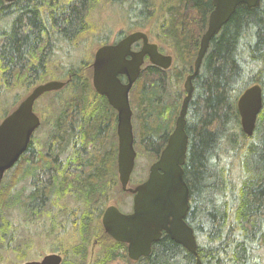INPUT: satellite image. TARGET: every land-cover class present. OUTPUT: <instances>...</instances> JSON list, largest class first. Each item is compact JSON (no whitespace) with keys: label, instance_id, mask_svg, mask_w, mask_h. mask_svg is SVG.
Returning <instances> with one entry per match:
<instances>
[{"label":"trees","instance_id":"obj_1","mask_svg":"<svg viewBox=\"0 0 264 264\" xmlns=\"http://www.w3.org/2000/svg\"><path fill=\"white\" fill-rule=\"evenodd\" d=\"M89 3L17 0L3 6L0 0L4 24L0 42V97L4 91L2 78L8 81L17 78L15 85L29 90L47 80V68L43 72L41 62L35 65V61L49 49L47 42L56 33L52 29L58 28L64 41L78 40L90 26ZM212 9V0H179L175 35L159 36L176 39L177 62L168 70L146 64L131 90L135 147L144 149L154 160L174 129L185 96L181 82L193 69ZM63 69L61 77L72 75L67 87L75 85L83 94L92 92L89 75H80L87 69L85 64H69ZM254 83L262 86L264 99V0L255 8L238 6L213 37L201 71L194 79L195 91L186 116L189 145L184 178L190 188L186 220L194 228L203 264H264V105L251 137L241 129L237 108L242 92ZM101 104L94 98L88 103L74 94L63 107L75 108V112L62 116L61 104L54 119L46 122L43 118L42 124H49L44 146L35 149V136L0 183V248L9 250L15 241L19 228L9 211L20 209L28 224L47 230L48 243L54 252L59 251L64 199L72 196L89 202L96 198V193L103 196L100 194L110 190L112 181L115 183L114 152L108 136L111 116ZM97 105L99 109L89 111V106ZM79 112L80 124L76 119ZM232 151L234 161L221 163V155ZM29 176L31 188L18 189L20 182ZM72 215L78 218L83 241L70 248L69 254L78 256L73 264H85L92 230L87 225L90 216L77 210ZM100 244L106 250L94 264H121V259L127 258V255L118 257L117 245L121 243L110 244L103 239ZM27 247V250L14 248L20 260H25L33 244ZM0 253V264L12 263L10 252L0 250ZM195 262L196 256L182 245L162 237L140 264Z\"/></svg>","mask_w":264,"mask_h":264},{"label":"water","instance_id":"obj_2","mask_svg":"<svg viewBox=\"0 0 264 264\" xmlns=\"http://www.w3.org/2000/svg\"><path fill=\"white\" fill-rule=\"evenodd\" d=\"M261 2L262 0H212L213 10L200 41L193 72L187 75L183 85L186 95L175 128L159 159L151 165L147 180L135 188L128 187L137 157L130 92L141 75L146 57L152 65L169 69L174 62V56L172 53H161L157 43L150 42L148 35L138 31L130 33L117 45H106L98 49L93 63L92 85L118 111L119 179L123 189L134 194L133 212L123 213L113 205L105 211L102 221L110 236L128 244L131 259L148 256L152 251V244L159 241L165 231L172 240L196 256L195 264H203L198 254L194 228L186 222L190 208V188L184 178L189 143L186 116L195 90L193 80L200 73L213 37L227 24L238 6L244 4L255 8ZM140 39H143L142 49L133 51V43ZM129 55L130 59L127 58ZM119 74H125L128 82L123 83ZM66 83L62 80H50L37 85L0 122V183L5 173L26 152L33 133L41 124L40 117L34 112L36 100L44 93L61 90ZM263 105V88L257 83L246 88L238 98L237 108L245 135H254ZM61 261L60 254L50 253L40 260L23 264H61Z\"/></svg>","mask_w":264,"mask_h":264},{"label":"flooded vegetation","instance_id":"obj_3","mask_svg":"<svg viewBox=\"0 0 264 264\" xmlns=\"http://www.w3.org/2000/svg\"><path fill=\"white\" fill-rule=\"evenodd\" d=\"M70 1H74V0H70ZM88 1H90L89 4H91L92 7L91 13L88 17L90 26L86 27V31L78 38V40L64 41L62 40V34L59 33V29L58 28L52 29L56 33L54 34L53 37L50 38V41L47 42L49 45V49L42 58H38L37 61H35V65L41 62L43 72L45 71V68L49 66L60 67L64 63L76 64V65L85 64L88 68L87 72L89 73V77H90L89 81L92 88L93 87L92 77L94 72L93 63L96 60V54L98 52V49L106 45H117L130 33L136 31L143 32L146 35H148L149 41L157 43L159 51L164 54H166V52L170 50L175 49L177 42L175 38L173 37L159 38V36L175 35L174 29L176 26L179 0H88ZM3 2H4L3 6H7L16 3L17 0H13L11 2L3 0ZM61 6H62V2H61ZM103 8L109 10V12L111 13V16L107 18L108 19L107 23H104L102 18L101 20L95 21V18L93 17L97 11ZM2 14L3 12L2 13L0 12V42L2 41L1 32L4 28ZM207 26H208V22L206 28ZM199 46H200V41H199ZM142 47H143V39H140L133 43L131 49L133 51H140ZM62 51H65V53H69L71 51L72 52L77 51L78 52L77 58L74 59L66 58L65 60L62 61ZM127 58L130 59L131 56L129 55L127 56ZM146 62H147V57H146ZM33 72L34 71H32L31 74H34ZM192 72L193 69L188 74ZM119 78L123 83L128 82V77L125 74H119ZM67 79L68 81L72 80V75L69 74L67 76ZM53 92L57 93L58 91H53ZM92 92L94 95L93 98L98 103H102L101 105H104V108L111 116V122H110L111 124L109 125L108 128V136L111 140V147H113L112 154L114 152V160L112 163L114 169L112 171V176L115 179V183L113 188H110V190H107L105 193L100 194L103 196H99L96 193L95 195L96 198H94L93 200L91 198L89 202H87V200L84 198H80L76 200L72 196H67L64 199L63 201L64 209H62V213L60 217L62 221L63 241L61 240L60 249L58 251L62 257L61 264H73L74 258L78 256L75 253L69 254V252L72 251L70 248H74L75 244L83 241V237H82L83 234L82 231L79 229L80 224L77 221L78 218L76 215H72V211L75 212L76 210L80 214L87 213L90 216L87 225L91 227L92 230L90 232L91 237L87 242V256H86L85 264H94L98 255L101 252H105L103 251V249L106 250V248H103L102 245L100 244V241H102L103 239L110 244L111 242L114 243L117 242L122 244V245H117V247L119 248L118 257L121 259L127 255L128 259L127 258L121 259L123 260V263L121 264H140L141 260L146 258L147 256H142L136 260L131 259L129 256L128 244L125 242L115 240L105 231L103 226L102 219L104 213L110 206L113 205L116 206L123 213L133 212L134 194L128 190H124L119 179V171H118L119 138L117 133L118 111L113 106L110 105L108 98L105 95L98 93L94 88H92ZM17 103H14V107ZM35 106H34V111H36V113L38 114ZM97 109H99V105L94 106L93 108L89 109V111L95 112ZM78 110L80 111V109ZM75 111H76L75 108L62 107V116L68 113H73ZM10 112L11 111H7L6 112L7 115ZM38 115L40 116V114ZM2 119L3 118H1L0 121ZM76 119L78 123L82 119V116H80V112L77 113ZM77 127H79V125H77ZM173 130L169 133L166 144ZM163 149L161 150V152L163 151ZM159 157L156 160H158ZM109 174H111V172ZM145 180L141 181L140 183L144 182ZM138 184H136L135 186H137ZM130 185L131 182L128 185V187H135ZM118 186H120V191L124 195H126L127 193L128 197L133 199V206L131 211L129 210L124 211L121 209V207L125 204H123V201H119L121 200L120 198L115 196L116 194L115 190L118 188ZM97 233L99 235V238L97 237ZM162 237H169L172 240L170 235L167 234L165 231L162 232L160 239ZM157 242L158 241L152 244V251L154 244ZM112 246L114 245H111V247Z\"/></svg>","mask_w":264,"mask_h":264},{"label":"rangeland","instance_id":"obj_4","mask_svg":"<svg viewBox=\"0 0 264 264\" xmlns=\"http://www.w3.org/2000/svg\"><path fill=\"white\" fill-rule=\"evenodd\" d=\"M94 13V12H93ZM93 16V14H92ZM100 16V17H98ZM111 16V13L109 10L106 9H100L94 14L95 21L97 20H103L104 23H107V18ZM98 17V18H97ZM97 18V19H96ZM170 53H173L175 55V62H177L176 54L174 50L168 51ZM167 53V52H166ZM78 52L77 51H71L69 53H65V51H62V61L66 58H77ZM69 66V63H64L60 67L55 66H49L47 67V80H52L54 78H57L59 80H67V77H61L63 73V67ZM49 69V70H48ZM50 71V73H49ZM88 68L86 70H83L81 72V75H85ZM52 72V74H51ZM187 74L184 75V79L181 82V88L183 89V83L185 80ZM1 86L4 89L3 94L0 97V116H2L7 111H11L14 108V103H17L18 101L22 100L29 91L33 88L26 89L25 87L20 85H15L16 82H18L17 78H13L12 80L8 81L6 78L1 79ZM15 86V87H14ZM93 88V87H92ZM184 90V89H183ZM79 95L82 98L86 99V101L91 103L93 101V92H89L88 94H83L82 91H80L79 88H77L75 85L72 87H66L65 89H62L60 91L56 92H47L44 95H42L36 102V110L38 114L43 118H46V122H50L51 119H54L56 115L58 114L61 104L63 107V104L65 101H67L70 97L73 95ZM96 103V102H95ZM98 103V102H97ZM94 106H89V108H93ZM44 120V119H43ZM49 125V124H47ZM46 124H42L41 128L38 130V132L35 134L36 139L34 140V147L35 149H38L37 146L40 147V145L45 144V136L49 133V128ZM241 126V124H240ZM242 129V128H241ZM236 131L239 132V128L237 126ZM36 145V146H35ZM44 149V147L40 148ZM137 153V161H136V167L131 177V185L135 186L136 184L140 183L141 181L145 180L149 175V168L151 167V164L153 163L154 159L152 157H149L147 153L143 150H138ZM234 152L232 151L230 154H222L221 155V163L229 164L232 161H234L233 158ZM31 177L29 176L26 180H23L20 182L18 189H29L31 188ZM114 184L112 181V185L109 186L110 188H113ZM115 196L120 198L123 201V205L121 207L122 210L131 211L133 206V199L128 197L127 193L124 195L120 191V186L115 190ZM130 202V203H129ZM20 209H11L9 212V216L11 219H13L14 223L19 228L18 234L16 236L15 241L12 243V246L9 247V250L2 249L0 250L4 253L10 252V255L12 256V263L10 264H23L25 261L29 260H38L44 255L52 252V245L51 243H48V232L47 230L38 229L36 228V225L32 226L31 224H28L24 219V214L19 212ZM22 210V209H21ZM128 211V212H129ZM50 226V222L46 223V228ZM33 244V247L27 252V255L25 257V260L19 259V253H16V250L14 248L19 249H25L27 250V246ZM2 254V253H0ZM3 264V262H2ZM5 264V263H4Z\"/></svg>","mask_w":264,"mask_h":264}]
</instances>
